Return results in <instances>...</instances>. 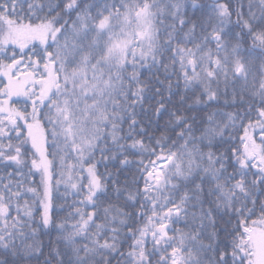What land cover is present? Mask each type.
I'll return each instance as SVG.
<instances>
[{
    "label": "snow or ice",
    "instance_id": "snow-or-ice-1",
    "mask_svg": "<svg viewBox=\"0 0 264 264\" xmlns=\"http://www.w3.org/2000/svg\"><path fill=\"white\" fill-rule=\"evenodd\" d=\"M0 264H264V0H0Z\"/></svg>",
    "mask_w": 264,
    "mask_h": 264
}]
</instances>
